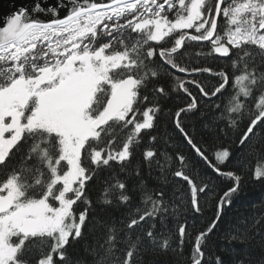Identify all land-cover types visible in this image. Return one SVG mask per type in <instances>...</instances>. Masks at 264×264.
<instances>
[{
	"label": "snow or ice",
	"instance_id": "6c2138e0",
	"mask_svg": "<svg viewBox=\"0 0 264 264\" xmlns=\"http://www.w3.org/2000/svg\"><path fill=\"white\" fill-rule=\"evenodd\" d=\"M44 14L50 19L39 18ZM221 17L224 24L219 31ZM101 38L109 39L100 42ZM166 38H172L170 47H146L149 42L161 44ZM186 42L210 44L207 53L197 55L229 57L232 49L239 50L231 61L236 91L228 102L227 114L221 113L219 119L226 121V127L236 128L239 120L248 117L239 140L244 145L256 134L254 129L260 131L257 125L264 128V71H258L257 66V57L264 64V0H215L214 4L211 0H57L55 7L44 8L37 2L31 11L21 7L4 18L0 26V165L15 155L13 149L20 151L18 145L28 147L21 155L23 163L0 182V264H30L28 253L37 239L41 257L36 264H54V255L71 264L66 246L70 239L82 237L89 219L91 201L86 186L95 170L110 166V162L123 170L132 157V147L140 143L141 133H150L157 126L159 104L140 105L147 104L148 93L155 98L169 95L159 83L162 76L172 77L171 92L181 91L190 97L172 117L175 129L213 172L233 181L217 201L215 219L195 237L191 264H202V247L224 208L231 205L242 177L222 170L232 155L227 147H213L210 158L209 147L197 144L184 127L182 114L187 116L198 107L187 84L205 97L222 94L229 84V74L223 69L191 68L178 61L175 54ZM201 72L219 78L210 91L199 80L176 75L193 77ZM257 87L259 95L253 97ZM249 98L254 111H245ZM120 133L126 137L122 145L117 144ZM149 139L157 137L150 135ZM161 155L171 160L166 152ZM154 156L151 148L144 152L149 166ZM177 159L180 170L173 175L187 182L190 208L200 213L198 193L207 190L214 194V185L206 175L198 174L197 184L182 170L188 166L184 155L177 152ZM253 178L264 179V168L257 167ZM125 187L117 180L112 189L119 191L105 189L103 202L111 204L114 195L127 204L130 197ZM141 190L144 207L127 213L129 218L120 221L122 227L106 225L107 235L100 245L103 254L97 253L96 264H136L135 255L145 243L182 251L185 237L190 235L186 221L178 226V247L173 248L171 234L156 231L157 217L163 222L162 214L169 211L164 192H156L154 198V190L143 185ZM179 199L182 205V196ZM78 202L87 207L78 211L74 208ZM180 205L172 204L177 219ZM246 236L243 232L232 239ZM120 244L125 245L122 258L115 255ZM44 246L50 250L45 252ZM216 264H222L219 257Z\"/></svg>",
	"mask_w": 264,
	"mask_h": 264
},
{
	"label": "trees",
	"instance_id": "16d2710c",
	"mask_svg": "<svg viewBox=\"0 0 264 264\" xmlns=\"http://www.w3.org/2000/svg\"><path fill=\"white\" fill-rule=\"evenodd\" d=\"M227 2V0H226ZM215 3V0H211ZM223 6V5H222ZM172 18L171 13H169ZM224 24L223 18L218 19V30L222 31ZM127 34V33H126ZM133 37L135 33L131 34ZM178 35V33L176 34ZM109 38H101L100 42ZM172 38H166L161 44L149 42L146 47L159 49L161 46L170 47ZM210 50L208 42H186L185 47L175 54V58L181 63L191 68L208 67L214 71L223 69L229 74V84L222 94L217 96H203L199 90L192 84L186 86L197 97L198 107L195 111L188 113L187 116L182 114V121L186 130L191 134L194 141L200 145L209 147V156L213 147H227L231 152L229 161L222 165V170L233 171L242 177L240 187L232 197L230 206L224 208L223 214L217 227L207 237L206 243L202 250L205 253V259L202 264H216V258L219 257L222 264H264V179H254V172L257 167L264 168V128L257 125L255 135H250L249 140L244 145L239 143L242 133L246 131L248 117L245 116L239 120L236 128L226 127V121L219 119L221 113H226V108L230 98L235 94L233 88V75L231 61L236 59L237 49H232V55L229 57H218L216 55H197L198 52L207 53ZM254 52L259 51L253 48ZM183 54V55H182ZM257 57L258 71H264V64L259 63ZM159 63V57L155 58ZM167 66H165L166 68ZM239 74V73H237ZM176 75L186 79H196L202 82L206 90H211L218 83L219 78L208 73H198L193 77H185L184 73ZM172 77L162 76L161 83L169 95L155 98L152 93H148L149 100L147 104H141L140 107L159 104L161 111L157 113V126L151 132H142L139 144L132 147V157L122 166L114 161L110 166H101L95 170L92 179L86 186V195L91 201L89 208V219L83 230L82 237L77 240H71L66 246L67 258L71 264H96L99 259L97 253L103 254L100 245L103 244L107 235V226L115 223L116 226L122 227L121 220L129 217L127 213L134 211L135 208L144 205L141 203L142 190L141 185L147 189L154 190L153 195L159 191L164 192V199L167 201L169 211L163 213L165 217L161 222L157 217L156 231L159 234H171V244L173 248L178 247L179 236L178 226L186 221V235L182 251L173 252L171 249L162 250L159 247L153 248L151 244L145 243L138 255H135L136 264H191V253L198 233L205 230L212 220L215 219L217 211V201L233 181L224 176L217 175L207 166V164L195 153V151L186 143L183 137L175 129L172 117L175 111L184 106L190 97L181 91L171 92L170 82ZM143 93V90H142ZM253 97H258V87L253 90ZM243 100V97H241ZM219 105L220 107H217ZM245 111H254V102L252 98L245 101ZM165 113H169L165 115ZM223 129V131H221ZM127 131V130H125ZM156 136L155 141H150L149 136ZM124 133L117 136V144L122 145L125 139ZM168 141L167 143L165 141ZM23 144V141L21 142ZM117 145H113L116 147ZM18 152L13 149L15 155L11 156L6 165H0V182H3L13 168L18 169L23 161L21 155L26 153L27 145L22 148L20 145ZM149 148L155 150L156 156L152 158L151 166L144 158V152ZM167 153L171 157L166 161L161 153ZM177 152L182 153L186 158L188 166L182 170L188 174L194 181L199 184V176H207L208 181L214 185L213 193L207 190L205 193H198L199 205L202 209L200 213H195L190 208V189L186 181L175 177L173 173L180 170V163L177 159ZM28 163H31L29 161ZM161 166L164 170L161 171ZM166 177V181L165 178ZM119 180L125 184V194L130 197L127 204L121 203L114 195H111L112 203L105 204V189H112V186ZM183 198V204L180 205L179 197ZM175 202L180 205V216L177 219L172 214V204ZM87 205L80 202L74 205L78 211ZM240 230L239 232L237 230ZM246 232L247 236L243 239H232L240 233ZM143 235V233H140ZM135 236H133V239ZM36 246L31 248L28 253L30 264H36L41 257L40 241L37 239ZM29 245L33 242L29 241ZM125 245H117L115 255L123 257L121 251ZM50 249L44 246V251ZM54 264H65L55 258Z\"/></svg>",
	"mask_w": 264,
	"mask_h": 264
},
{
	"label": "water",
	"instance_id": "95a60500",
	"mask_svg": "<svg viewBox=\"0 0 264 264\" xmlns=\"http://www.w3.org/2000/svg\"><path fill=\"white\" fill-rule=\"evenodd\" d=\"M37 2L41 3L44 8L55 7L57 5V0H0V26H2L4 18L9 14L15 12L21 7H26L31 11ZM63 15L64 12H61V16ZM39 18L42 20L50 19L46 14L40 15Z\"/></svg>",
	"mask_w": 264,
	"mask_h": 264
}]
</instances>
